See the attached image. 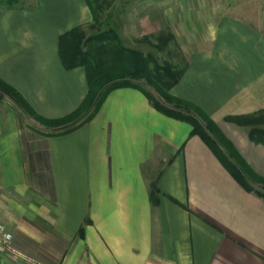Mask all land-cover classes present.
Instances as JSON below:
<instances>
[{"label":"crops","instance_id":"1","mask_svg":"<svg viewBox=\"0 0 264 264\" xmlns=\"http://www.w3.org/2000/svg\"><path fill=\"white\" fill-rule=\"evenodd\" d=\"M149 1L181 49L170 92L209 114L264 177V143L227 120L264 111V0ZM91 20L86 0L0 3V77L40 115L84 97L85 70L63 67L57 39ZM24 120L0 96V221L12 234L0 264H264V200L141 90H111L64 134Z\"/></svg>","mask_w":264,"mask_h":264},{"label":"trees","instance_id":"2","mask_svg":"<svg viewBox=\"0 0 264 264\" xmlns=\"http://www.w3.org/2000/svg\"><path fill=\"white\" fill-rule=\"evenodd\" d=\"M94 2L96 0H87L92 22L75 25L61 33L57 39L58 55L63 67H82L85 70L87 90L77 107L60 117L42 116L14 86L1 77L0 96L8 97L24 119L33 118L46 127L45 131L38 130L39 133L59 135L88 122L111 90L125 86L137 88L158 111L189 123L190 133L198 135L211 148L233 178L246 190L255 192L264 200V177L246 162L209 114L195 103L170 92L182 75V66L176 67L168 61L160 63L153 52L125 45L113 26L101 29L100 4L97 2L94 5ZM17 4V0H7L2 5L20 7ZM162 36L154 45L158 49H162L172 38L171 35ZM261 114L264 111L228 116L227 120L251 125L248 129L250 138L264 143V129L259 126L264 123L259 118Z\"/></svg>","mask_w":264,"mask_h":264},{"label":"rangeland","instance_id":"3","mask_svg":"<svg viewBox=\"0 0 264 264\" xmlns=\"http://www.w3.org/2000/svg\"><path fill=\"white\" fill-rule=\"evenodd\" d=\"M17 1L18 4L16 6H20L19 8H32L40 2V0ZM97 2L100 4L99 17L101 29L113 26L125 45L141 49L145 52H153L160 63L168 61L176 67L183 65L182 59L179 57L181 49L176 43L172 31L165 25V21L159 16V12L151 11L149 0H96L94 5ZM0 3L4 5L7 3V0H0ZM152 15H155V20L152 18ZM161 35H163L162 38L169 35L172 38H169L162 46V49H158L154 45L159 42ZM149 88L152 90L151 87ZM152 91L156 94L154 90ZM261 115L259 118L264 120V114L262 115L263 118ZM24 122L35 131L46 130V127L40 125L33 118H26ZM243 126L247 130L251 127V125ZM259 126L264 129V123H261Z\"/></svg>","mask_w":264,"mask_h":264},{"label":"built area","instance_id":"4","mask_svg":"<svg viewBox=\"0 0 264 264\" xmlns=\"http://www.w3.org/2000/svg\"><path fill=\"white\" fill-rule=\"evenodd\" d=\"M12 234L5 227L4 223L0 221V246L4 249L11 248Z\"/></svg>","mask_w":264,"mask_h":264}]
</instances>
